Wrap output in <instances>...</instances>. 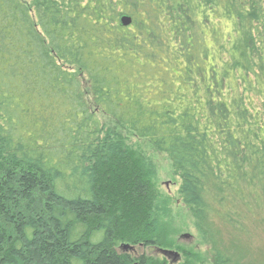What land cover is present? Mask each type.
I'll return each instance as SVG.
<instances>
[{
  "label": "trees",
  "instance_id": "obj_1",
  "mask_svg": "<svg viewBox=\"0 0 264 264\" xmlns=\"http://www.w3.org/2000/svg\"><path fill=\"white\" fill-rule=\"evenodd\" d=\"M90 99L169 154L197 220L264 200V0H0V264L170 245L146 163Z\"/></svg>",
  "mask_w": 264,
  "mask_h": 264
},
{
  "label": "rangeland",
  "instance_id": "obj_2",
  "mask_svg": "<svg viewBox=\"0 0 264 264\" xmlns=\"http://www.w3.org/2000/svg\"><path fill=\"white\" fill-rule=\"evenodd\" d=\"M89 102L106 128H115V131L121 133L133 152V159L146 163L152 183L151 190L156 196L159 195V203L164 206V213L159 215L158 227L165 229V234L170 236V245L155 246L156 249H179L183 253L182 259L173 264H264V200L256 201L251 207L252 211L244 205L233 211L213 200L210 202L208 218L197 220L179 194L181 178L169 154L154 146L150 140L116 125L91 99ZM124 244H120L118 250L133 255L132 250L122 248ZM135 247L138 251L136 255H148L153 260L164 258L158 249L150 251L146 245ZM152 263L172 264L158 261Z\"/></svg>",
  "mask_w": 264,
  "mask_h": 264
},
{
  "label": "flooded vegetation",
  "instance_id": "obj_3",
  "mask_svg": "<svg viewBox=\"0 0 264 264\" xmlns=\"http://www.w3.org/2000/svg\"><path fill=\"white\" fill-rule=\"evenodd\" d=\"M146 247L150 251H157V249H158L159 252H162L161 251L162 248H157L156 249L154 245H150V246H146ZM125 250H132L133 251V255L130 252H127V251L123 252V253L128 255V256H130V259H131L130 262H134V264H148L149 262H157V261L158 262H171L173 264V262H180L181 259H182V254H183L179 249H177V250H174V251H177L180 254V258L177 261L171 259L170 257H168L167 255H165L163 253L162 254H163L164 258L162 260H156V259L155 260H151V259H147V258L143 259V257H145L144 254L136 255V252H138V251H137V248L135 246H132V247H129V248H125ZM146 256L148 257V255H146Z\"/></svg>",
  "mask_w": 264,
  "mask_h": 264
},
{
  "label": "water",
  "instance_id": "obj_4",
  "mask_svg": "<svg viewBox=\"0 0 264 264\" xmlns=\"http://www.w3.org/2000/svg\"><path fill=\"white\" fill-rule=\"evenodd\" d=\"M121 21H122V25L124 26H129L132 22L129 16H123ZM161 250L163 254L167 255L168 257H170L171 259L175 261L180 258V254L177 251L166 250V249H161Z\"/></svg>",
  "mask_w": 264,
  "mask_h": 264
}]
</instances>
